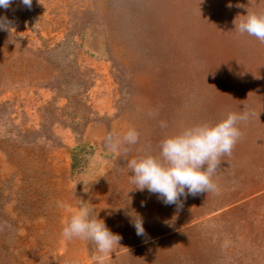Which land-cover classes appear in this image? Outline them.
<instances>
[{
    "label": "rangeland",
    "instance_id": "obj_1",
    "mask_svg": "<svg viewBox=\"0 0 264 264\" xmlns=\"http://www.w3.org/2000/svg\"><path fill=\"white\" fill-rule=\"evenodd\" d=\"M247 10L264 0L0 8V264H94L93 243L61 235L80 201L121 236L106 264H264V43L233 23ZM245 110L219 194L178 209L130 183L127 160L165 135ZM130 128L137 144L106 145Z\"/></svg>",
    "mask_w": 264,
    "mask_h": 264
},
{
    "label": "clouds",
    "instance_id": "obj_2",
    "mask_svg": "<svg viewBox=\"0 0 264 264\" xmlns=\"http://www.w3.org/2000/svg\"><path fill=\"white\" fill-rule=\"evenodd\" d=\"M14 0H0V8L9 9ZM33 0H19L27 8ZM40 3V0H38ZM235 31L247 34L264 43V12H249L234 19ZM11 22L7 17H0V30L10 32ZM249 119V112L227 113L214 123H200L183 128L181 131L165 135L159 143L158 154H144L127 160L131 172L130 183L135 190H147L157 195L165 205L181 208V197L196 196L202 193L219 194V188L213 177L220 168L222 157L231 156L236 144L242 138L239 128L241 122ZM166 128L165 122H161ZM139 133L130 128L122 138L109 134L106 145L117 149L122 144L135 145ZM86 191V183L83 182ZM63 208L64 204L58 203ZM94 209L83 201L62 228L61 235L67 240L81 239L95 245L94 264H106L108 256L120 245L121 236L113 233ZM137 235L145 233L142 219L132 215L131 220Z\"/></svg>",
    "mask_w": 264,
    "mask_h": 264
}]
</instances>
